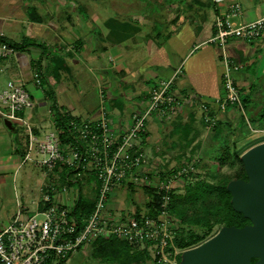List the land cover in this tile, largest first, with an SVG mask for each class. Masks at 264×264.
I'll return each mask as SVG.
<instances>
[{
	"label": "crops",
	"instance_id": "0c3cea01",
	"mask_svg": "<svg viewBox=\"0 0 264 264\" xmlns=\"http://www.w3.org/2000/svg\"><path fill=\"white\" fill-rule=\"evenodd\" d=\"M11 1L18 14H0V34L11 42L27 39L43 46L29 45L0 58V84L13 79L31 90L34 106L24 116L37 134L54 127L52 100L70 115L75 116L71 110L86 111L84 118L75 116L81 119H97L104 110L111 127L122 131L135 111L148 106L150 89L169 78L170 90L179 100L177 112L169 116L183 125L192 119L195 142L205 130L202 118L212 125L220 121L237 126L238 108L250 128L264 130V31L249 42L230 38L224 47L209 41L215 17L240 25L264 14V0H161L158 14L133 13L134 5L140 6L137 0H128L131 12L112 13L104 7H91L88 0ZM235 2L241 6L239 13L231 10ZM6 26L19 32L17 40L6 33L10 32ZM223 55L238 66L231 76L247 98L246 108L241 103L219 110L212 102L222 94ZM176 69L180 71L174 75ZM202 101L207 105L205 111L199 106ZM246 110L255 120L247 117ZM161 117L154 113L146 120V125L153 123L155 135L162 125ZM5 120L0 116V143L7 138L9 147L6 154L0 153L1 182L26 162L22 159L24 140L6 135L3 127H15ZM149 133L146 129L144 141L136 139L147 156L154 139ZM45 188L46 184L40 187L42 194ZM41 197L31 201V207L17 203L15 213L35 212ZM1 216L0 222H7V215Z\"/></svg>",
	"mask_w": 264,
	"mask_h": 264
},
{
	"label": "built area",
	"instance_id": "2783aa9c",
	"mask_svg": "<svg viewBox=\"0 0 264 264\" xmlns=\"http://www.w3.org/2000/svg\"><path fill=\"white\" fill-rule=\"evenodd\" d=\"M231 10L239 13V2L233 3ZM213 26L212 43L224 47L230 38L249 42L264 31V14L236 26L217 16ZM13 50L0 42V58ZM222 62V94L212 100L219 110L230 104L241 106L240 91L231 76L238 66L227 55ZM179 71L176 69L174 75ZM171 81L162 80L150 89L148 106L131 115L126 129L116 132L100 110L97 119H70L64 139L56 127L42 137L34 131L24 116L33 108L34 100L23 84L9 79L0 87V116L11 123L20 122L25 131L23 161L47 169L52 177L35 212L17 211L8 223L0 225V264H65L80 247L109 236L141 245L156 264H175L171 255L178 251L173 245L176 226L169 218L168 205L169 192L181 171L156 178L149 175L146 154L136 142L146 132V120L152 114L167 117L177 112L179 100L170 90ZM199 106L207 109L204 101ZM126 182L156 188L161 200L155 215H135L130 210L122 213L107 206L109 195ZM90 192L93 206L79 217L73 212L79 195Z\"/></svg>",
	"mask_w": 264,
	"mask_h": 264
},
{
	"label": "rangeland",
	"instance_id": "374dc122",
	"mask_svg": "<svg viewBox=\"0 0 264 264\" xmlns=\"http://www.w3.org/2000/svg\"><path fill=\"white\" fill-rule=\"evenodd\" d=\"M88 1H91V7H104V11H107L109 13H112L115 10H118V12H122V10L123 12H131L128 5H131L132 3H130V1L128 2V0ZM12 2L13 1L11 0H0V14L5 16L7 15L8 17H14V15L18 14V8L16 9V7L13 6ZM137 2L140 4V6L138 5L137 7H135L134 5V9H132L133 13H143L145 11L152 14L160 13L159 9L161 8V0H137ZM6 29L10 31H6V33H8V35L13 39L17 40L20 36L19 32L14 30L12 31V29L10 30V27L6 26ZM6 77L8 76L6 75V73H4L2 75V78L6 80ZM1 86L2 84H0V87ZM29 91L31 93V90ZM89 93L92 95L93 90H90ZM31 95L33 100H35V97L32 93ZM71 111L73 114H75V116L80 114L83 118L87 116L86 111ZM107 111L110 112V110ZM237 111V115L239 114L237 117V126H234L232 123L227 122L222 127V132L228 133L230 139L236 140L237 152L242 154L255 144L262 142V140L264 141V130H253L252 128H250L249 124L245 121V118H243L241 110L238 108ZM110 113L112 114V112ZM246 114L247 117L255 120V118L250 114L248 110H246ZM161 121L162 125L158 130L159 133H156V135L155 130H153V123L148 122V124L146 125V129L150 130V137L154 138L151 139L153 147L150 148V156L146 155L147 168L149 171V175L155 176V178L157 176L168 175L175 170L181 171L180 175H178L174 180L173 189L175 190L176 194L183 193L186 183L193 181L195 178H203L215 184H220L221 182L226 181L225 179L229 178V175L232 174L238 167L237 163H227L222 165L219 168V171H215L216 165L215 163L210 161V157L213 155L212 145H214V143L217 141L213 133L214 124L212 125L209 121L204 120V118H202V125L205 130H202L201 138L197 142H195L196 139L193 138L194 136H192L194 134L192 119L191 121H181L186 123L189 122L188 125L190 126V131L186 136H184L183 134V124L178 123L175 116H169L167 119L163 116L161 117ZM12 123L15 127V130H8L7 128L3 127L6 135L10 137L20 136L22 140H24L25 145L26 138L24 137L25 131L23 125L18 121H13ZM0 124H2V122ZM51 129L53 130L54 127L52 126V128L48 127L42 130L39 136L42 137L45 132H48ZM6 140L7 138H3V142L0 143V153L2 154H6L9 151ZM146 151L148 153L149 149H147ZM51 183L52 177L50 175V172L47 169L31 163L30 161H26L21 167H19L12 177L10 176L9 179L3 182L0 181V219L2 217L1 213L6 214V217H8L7 222L3 224H6L11 220V218L9 217H11L10 215H12V213H15L16 209L18 208L17 203H22L31 207V201L41 197L42 193L40 192V187L42 185ZM128 191L129 187H127L126 183H123L116 187V190L113 191L107 198V206L111 209H116L118 212L121 211L122 213L127 210L134 211L136 208L138 209L139 214L148 213L145 209L147 196L144 194L141 184L133 185V197L127 194ZM86 196L92 199L93 193L90 192ZM168 215L170 220L172 221V224L176 227L178 226V229L176 231L174 230V236L178 237V235L180 234L184 235L188 227H184L185 224H180L174 214L168 213ZM3 224L0 222V225ZM249 224H251V221L246 225ZM223 227L226 226H224L222 223L215 224L212 227L211 231L207 233L202 239H200L196 244L187 247H178L175 244L173 238V245L178 250L176 251L177 253L175 252L173 253V255H171V258L174 259L175 264H185L187 257L184 253L186 251L191 250L195 246L213 238L215 234ZM133 245H135V243H133ZM92 251L93 250L91 249L89 242L88 244H85L76 252H74L66 260L65 264H114L107 260H103L102 258L96 257ZM143 264L156 263L149 255L148 259ZM195 264L199 263L196 262Z\"/></svg>",
	"mask_w": 264,
	"mask_h": 264
},
{
	"label": "trees",
	"instance_id": "16d2710c",
	"mask_svg": "<svg viewBox=\"0 0 264 264\" xmlns=\"http://www.w3.org/2000/svg\"><path fill=\"white\" fill-rule=\"evenodd\" d=\"M0 42L6 43L14 50H22L29 45H39L32 40L24 39L21 42H11L0 34ZM47 94L52 96V91L47 89ZM241 103L246 108L247 98L240 93ZM52 112L54 127L60 130L61 138H65L69 131L68 121L70 119L79 120V117L70 115L57 106L52 100L50 105ZM185 124L182 126L183 134L186 136L190 131V126ZM224 123L217 121L214 124V136L217 141L212 145L213 155L210 161L215 163V171L227 163H237L236 170L226 178V181L220 184H215L203 178H195L191 182H187L184 186V192L176 194L175 190L169 192L170 200L168 205V213L174 214L180 224H185L188 227L184 235L174 236V242L178 247H187L196 244L217 223H222L226 227L241 228L250 222L241 211L234 209L231 201V193L227 189V182L232 179H247L242 161L241 153L237 152L236 140L230 139L228 133L222 132ZM218 127V128H215ZM146 132L141 134V139L144 141ZM68 139V138H66ZM263 141V140H262ZM178 170L168 174H174ZM162 177V176H161ZM129 191L127 194L133 197V185L131 182H126ZM144 194L147 196L145 209L149 214L155 215L159 210L161 197L154 186L141 185ZM93 206V200L86 195H79L77 204L73 210L79 217L86 215ZM138 215V209L134 211ZM178 226L175 228V231ZM176 233V232H175ZM177 235V234H176ZM93 254L114 264H143L149 257L146 248H139L137 245L114 236L97 237L90 242ZM255 258L251 259L253 264Z\"/></svg>",
	"mask_w": 264,
	"mask_h": 264
},
{
	"label": "water",
	"instance_id": "95a60500",
	"mask_svg": "<svg viewBox=\"0 0 264 264\" xmlns=\"http://www.w3.org/2000/svg\"><path fill=\"white\" fill-rule=\"evenodd\" d=\"M8 125L10 121L5 120ZM247 179L230 180L234 209L251 221L241 228L223 227L213 238L186 251L185 264H264V141L240 156Z\"/></svg>",
	"mask_w": 264,
	"mask_h": 264
}]
</instances>
